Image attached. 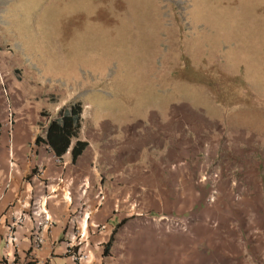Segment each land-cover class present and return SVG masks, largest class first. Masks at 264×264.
Listing matches in <instances>:
<instances>
[{
  "label": "rangeland",
  "instance_id": "1",
  "mask_svg": "<svg viewBox=\"0 0 264 264\" xmlns=\"http://www.w3.org/2000/svg\"><path fill=\"white\" fill-rule=\"evenodd\" d=\"M77 101L90 143L94 122L126 118L147 130L110 128L102 150L125 136L181 164L178 199L132 207L180 264H264V0H0V133L32 149ZM158 113L191 129L162 132Z\"/></svg>",
  "mask_w": 264,
  "mask_h": 264
},
{
  "label": "crops",
  "instance_id": "2",
  "mask_svg": "<svg viewBox=\"0 0 264 264\" xmlns=\"http://www.w3.org/2000/svg\"><path fill=\"white\" fill-rule=\"evenodd\" d=\"M3 112L0 104V123ZM113 117L94 122L101 135L98 147L82 129L81 138L89 147L75 163L72 146L58 157L43 142L32 149L20 145V128L12 145L0 133V264H77V254L87 255L80 264L181 263L179 242L165 240L164 226L151 222L156 217L148 210L132 209L142 201L178 199L173 187L167 186L180 184L181 164L152 160L148 147L141 146L149 141H127L125 136H118L121 144L102 150L110 128L147 130L143 125H125L126 118L124 124L117 123ZM148 121H156L152 126L162 132L180 130L186 121L191 129L185 114H150ZM165 142L160 148L167 153ZM126 219L106 255L116 225Z\"/></svg>",
  "mask_w": 264,
  "mask_h": 264
},
{
  "label": "trees",
  "instance_id": "3",
  "mask_svg": "<svg viewBox=\"0 0 264 264\" xmlns=\"http://www.w3.org/2000/svg\"><path fill=\"white\" fill-rule=\"evenodd\" d=\"M83 111L84 106L81 101L74 102L66 108H61L56 117L49 119L45 130V136H37L35 143H46L58 157H62L72 146V162L75 163L78 157H80L89 147V142L81 138V132L83 129ZM41 114L44 115L45 112L42 111ZM74 139H76V141L73 144ZM126 221L127 219L116 225L105 246L106 255L110 253L119 228Z\"/></svg>",
  "mask_w": 264,
  "mask_h": 264
},
{
  "label": "built area",
  "instance_id": "4",
  "mask_svg": "<svg viewBox=\"0 0 264 264\" xmlns=\"http://www.w3.org/2000/svg\"><path fill=\"white\" fill-rule=\"evenodd\" d=\"M103 197V196H102ZM49 219V218H48ZM83 258H87V255L86 254H77V255H74V261L77 263V264H80L81 263V260Z\"/></svg>",
  "mask_w": 264,
  "mask_h": 264
}]
</instances>
